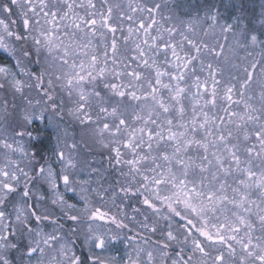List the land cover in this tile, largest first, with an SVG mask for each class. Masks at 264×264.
<instances>
[{
	"label": "snow or ice",
	"instance_id": "snow-or-ice-1",
	"mask_svg": "<svg viewBox=\"0 0 264 264\" xmlns=\"http://www.w3.org/2000/svg\"><path fill=\"white\" fill-rule=\"evenodd\" d=\"M0 13V264H264V18Z\"/></svg>",
	"mask_w": 264,
	"mask_h": 264
},
{
	"label": "rangeland",
	"instance_id": "rangeland-1",
	"mask_svg": "<svg viewBox=\"0 0 264 264\" xmlns=\"http://www.w3.org/2000/svg\"><path fill=\"white\" fill-rule=\"evenodd\" d=\"M184 3L186 6L195 5L196 9L201 10V14L207 5L214 3L222 17L231 18L242 16L245 18V23L251 22L256 24L257 27L259 26L258 21L264 18L261 16V13L264 12V0H184ZM40 146L43 147V150L47 151V148L50 146V141L45 139L44 144L42 143ZM119 247L121 251H124L123 246ZM77 254L86 256L88 254L87 248L78 244Z\"/></svg>",
	"mask_w": 264,
	"mask_h": 264
},
{
	"label": "flooded vegetation",
	"instance_id": "flooded-vegetation-1",
	"mask_svg": "<svg viewBox=\"0 0 264 264\" xmlns=\"http://www.w3.org/2000/svg\"><path fill=\"white\" fill-rule=\"evenodd\" d=\"M13 19H16V17H15V16H13ZM44 142H45V139L42 141V143L44 144Z\"/></svg>",
	"mask_w": 264,
	"mask_h": 264
}]
</instances>
